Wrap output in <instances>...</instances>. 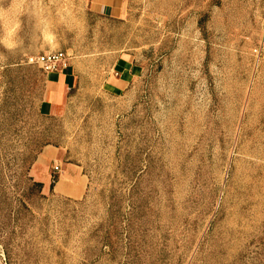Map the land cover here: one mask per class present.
<instances>
[{
	"label": "rangeland",
	"instance_id": "374dc122",
	"mask_svg": "<svg viewBox=\"0 0 264 264\" xmlns=\"http://www.w3.org/2000/svg\"><path fill=\"white\" fill-rule=\"evenodd\" d=\"M59 162L81 197L31 188ZM0 264H264V0H0Z\"/></svg>",
	"mask_w": 264,
	"mask_h": 264
},
{
	"label": "crops",
	"instance_id": "0c3cea01",
	"mask_svg": "<svg viewBox=\"0 0 264 264\" xmlns=\"http://www.w3.org/2000/svg\"><path fill=\"white\" fill-rule=\"evenodd\" d=\"M88 8L90 11L106 17V18H117L119 17L127 3V0H87ZM121 62L114 75H111L106 79L104 88L111 92L120 91L127 87L130 81V66L126 64L125 60ZM73 69H71V65L69 68L62 72L57 73H46V91L44 93V104L46 106H53L63 99L65 95V91L68 89L69 84H71L70 78L73 76ZM73 83L71 87H73ZM57 152L55 149L48 148L42 153L41 156V164L39 169L43 166L50 165L52 162H56ZM61 165V162H59ZM58 165V164H57ZM59 171L56 172L57 181L52 188V193L56 192L58 195H63L65 197H76L79 198L84 194L86 188V179L81 173L79 167L65 164L64 166H59ZM37 171V170H36ZM36 172L34 171V174ZM42 180V188L45 191L49 189L50 185V175L43 174ZM62 177H64L67 181H62ZM75 184H78V189Z\"/></svg>",
	"mask_w": 264,
	"mask_h": 264
},
{
	"label": "built area",
	"instance_id": "2783aa9c",
	"mask_svg": "<svg viewBox=\"0 0 264 264\" xmlns=\"http://www.w3.org/2000/svg\"><path fill=\"white\" fill-rule=\"evenodd\" d=\"M70 55L63 51H49L41 55L30 57L27 64L36 65L44 73H57L65 71L70 66ZM55 172L59 171L58 166H54Z\"/></svg>",
	"mask_w": 264,
	"mask_h": 264
},
{
	"label": "trees",
	"instance_id": "16d2710c",
	"mask_svg": "<svg viewBox=\"0 0 264 264\" xmlns=\"http://www.w3.org/2000/svg\"><path fill=\"white\" fill-rule=\"evenodd\" d=\"M56 181H57V176L53 177L52 180L50 181V185H49V190L50 191H52V188H53L54 184L56 183ZM31 188H36L37 192H40L41 189H42V183L35 182V183L32 184ZM20 208L22 210L28 211V209L26 208V206L22 202L20 204Z\"/></svg>",
	"mask_w": 264,
	"mask_h": 264
}]
</instances>
